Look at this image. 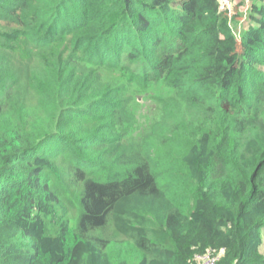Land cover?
Wrapping results in <instances>:
<instances>
[{
    "label": "trees",
    "instance_id": "16d2710c",
    "mask_svg": "<svg viewBox=\"0 0 264 264\" xmlns=\"http://www.w3.org/2000/svg\"><path fill=\"white\" fill-rule=\"evenodd\" d=\"M246 2L0 0V264H113L98 230L139 264H264V0ZM158 164L196 182L189 216Z\"/></svg>",
    "mask_w": 264,
    "mask_h": 264
},
{
    "label": "rangeland",
    "instance_id": "374dc122",
    "mask_svg": "<svg viewBox=\"0 0 264 264\" xmlns=\"http://www.w3.org/2000/svg\"><path fill=\"white\" fill-rule=\"evenodd\" d=\"M222 9L228 10L231 15L243 14L246 11V0H219ZM241 16H239L240 20ZM28 106L34 109V101L28 99ZM180 164V163H179ZM179 164H158L154 166L157 185L164 191L168 198L181 210L182 214L189 216L194 211V205L197 200V184L191 177L189 171ZM112 230H98L97 236L105 238L111 237L112 243L109 245L108 254L113 264H119L122 261L128 264H139L143 258V251L134 241L114 239Z\"/></svg>",
    "mask_w": 264,
    "mask_h": 264
},
{
    "label": "built area",
    "instance_id": "2783aa9c",
    "mask_svg": "<svg viewBox=\"0 0 264 264\" xmlns=\"http://www.w3.org/2000/svg\"><path fill=\"white\" fill-rule=\"evenodd\" d=\"M222 10H225V9H222ZM222 254L223 252L216 253L213 251H208L204 255L197 256L195 258L194 264H218Z\"/></svg>",
    "mask_w": 264,
    "mask_h": 264
},
{
    "label": "crops",
    "instance_id": "0c3cea01",
    "mask_svg": "<svg viewBox=\"0 0 264 264\" xmlns=\"http://www.w3.org/2000/svg\"><path fill=\"white\" fill-rule=\"evenodd\" d=\"M262 238H263V244L261 246V254L264 255V232L262 233Z\"/></svg>",
    "mask_w": 264,
    "mask_h": 264
}]
</instances>
